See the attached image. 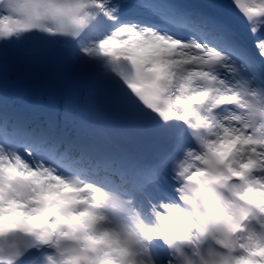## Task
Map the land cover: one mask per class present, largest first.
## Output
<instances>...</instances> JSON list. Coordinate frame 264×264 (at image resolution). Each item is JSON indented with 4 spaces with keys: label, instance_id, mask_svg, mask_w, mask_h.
<instances>
[{
    "label": "snow or ice",
    "instance_id": "obj_1",
    "mask_svg": "<svg viewBox=\"0 0 264 264\" xmlns=\"http://www.w3.org/2000/svg\"><path fill=\"white\" fill-rule=\"evenodd\" d=\"M0 264H264V0H0Z\"/></svg>",
    "mask_w": 264,
    "mask_h": 264
}]
</instances>
